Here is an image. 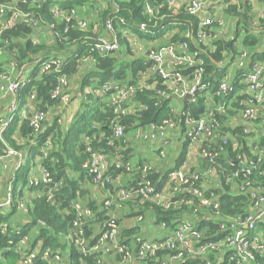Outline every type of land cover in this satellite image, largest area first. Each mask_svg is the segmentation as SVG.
Wrapping results in <instances>:
<instances>
[{
	"label": "built area",
	"instance_id": "1",
	"mask_svg": "<svg viewBox=\"0 0 264 264\" xmlns=\"http://www.w3.org/2000/svg\"><path fill=\"white\" fill-rule=\"evenodd\" d=\"M15 1L0 2V41L3 31L11 28L18 20L38 26L37 20L28 12L20 10ZM107 1L112 2L111 12L116 11L117 5L114 0H105L104 3ZM214 1L218 0H184L183 2L181 0H167L168 6L174 13L184 7L189 14L196 16L198 18L196 29L193 32L187 26L181 32L178 27L179 22H170L172 27L168 28L161 36L152 39L130 30L122 16L111 13L102 20L100 13H98L102 6L99 4V0L95 2L96 11L90 14L78 7L63 9L57 5L53 6L52 14L57 21L70 23L75 20L79 28L85 31L88 30L89 25H92L91 32L95 38L91 40L89 37L88 40L91 41L89 43L87 40L86 43L90 44L91 49L98 54H120L124 46L123 40H125L128 49L131 51V56H142L150 62L148 68L137 72L134 83L125 84L113 78L104 81L95 79L88 88L83 90L84 94L99 97L101 102L110 108L112 112L110 128L113 138H125L128 141L131 139L125 135V126L122 120L127 114L134 112L136 106L146 108L144 103L135 102L134 96L137 91L153 90L156 103L169 97L172 101L170 111L175 113L186 95L190 96L186 98L187 100H193L199 91L212 90L203 80L205 59L197 43H208L219 37L215 25L220 26L222 21L213 11ZM251 1L259 5L258 0ZM157 7L150 5L147 1L144 3L143 10L149 16L148 21L158 14ZM163 16L164 14L160 15L161 18ZM260 17H264L263 5L262 8L258 7L252 15L251 23L258 25ZM40 19L45 26L47 25V30L54 40L61 38L53 22L47 24L42 18ZM144 25L142 23L140 29H143ZM67 27L68 25L64 31L67 30ZM99 31L100 33H98ZM145 31L149 34L155 33V31L148 29ZM176 33L179 34V38H185L172 40L171 36ZM34 38H38L40 41L36 32ZM246 57L249 61L248 54L243 47L240 53L236 55L235 60L232 61L236 70L240 69L241 73L244 71L240 80L244 86L238 91V94L246 96L241 110L233 118L232 123L241 125V136L249 147L250 156L241 157L240 152H237L235 162L241 168L233 169L229 175L224 177L230 185L231 191L249 194L250 205L248 210L250 212L245 217L238 216L235 219H225L218 212L219 193L216 190L217 184L211 188L203 186L207 179H219L216 174L217 168L213 164L216 162V158H220L225 152V144L230 143L234 150L239 148L236 137L230 134L220 136L218 133L215 112L225 113V103L210 106L211 103L209 102L204 116L197 119L187 117L185 133L190 137V142L186 158L178 168L167 173L166 180L159 191L155 190L156 183L147 176L151 170L159 171L155 170L144 159L133 160V151L132 153L130 151L132 145L119 144L116 149L111 150L110 154H105L91 144L89 135L82 137L81 143L88 154L82 167L90 183L101 185L104 192L103 198L97 200L101 206L96 210H92L77 200L71 202V210L74 216L70 221V228L73 231L70 242L75 244L79 252L83 255L99 253V260L102 262L101 255H108L113 258V264H186L190 259H196V264H254L256 253L264 256V170L260 169L259 174L254 172L255 174L252 175L254 169L260 168L264 161L262 158L263 147H260L259 143L260 137H264V64L254 62L245 69V64H249ZM64 61V57L50 55L33 62L29 72L31 74L35 71V74L38 75L48 71L57 72L56 84L50 92V97L55 100L53 106L57 108L53 116L60 113V107L68 103L71 98L67 91L68 76L62 72ZM84 61L93 63L91 57ZM30 74L26 77L19 73L11 78L7 72L0 71V98L6 94L12 97L8 114L0 118V138H2L4 130L18 110V102L16 101L18 88L28 82ZM232 80L233 77L225 73L214 91L216 95L229 94L233 90ZM84 94L82 100L85 99ZM27 101H30V105L36 104L35 90L28 93ZM23 107L24 105L17 114L21 119L29 117L34 133L38 134L44 129L45 122L48 120L47 110L42 111L36 107L29 115H26ZM53 116L49 122L53 121ZM57 121L61 127L62 117H58ZM168 131L171 133L177 131L178 133V127L171 116L163 119L160 124L150 123L146 126L136 127L133 138L150 141L149 144L159 140L161 146L156 148V154L161 158L165 156L163 147L170 142ZM237 136L240 137L239 134ZM215 137L221 138L220 144L206 143L208 139L212 140ZM110 140L109 143L112 144ZM30 142H34V138H31ZM124 142L127 141L124 140ZM53 147L52 138L48 136L40 147V159L47 158ZM6 150L8 153L17 155L18 161L5 184V195L0 199V210L3 211L9 210L14 204L15 180L22 172L27 158V154L19 150H14L8 146ZM125 150H129V156L123 155L122 152ZM204 159L209 162V166L205 168L202 166ZM111 166H113V171H118L117 174L110 171ZM240 172L241 179L238 182L236 178ZM123 175L128 176L129 179H134V182L128 187L122 186L120 182L124 180ZM52 183L50 171L40 164L38 173L34 171L28 175L25 190L28 193H34L35 197L45 194L51 200L54 191L61 186L62 180ZM40 185L48 186V188L39 191L36 188ZM178 194L185 196L176 202L173 201ZM146 202L163 208H169L172 204L177 206L182 204L187 209H191L193 217L187 219L183 218V215H178L173 219V225H168L165 221L156 220L151 205L143 208ZM29 203H31V199L20 200L17 209L26 214ZM205 205H212L213 213L198 215V212L207 208ZM130 206L132 215L126 219L128 222L123 224L122 219L124 217L121 216L129 213ZM139 207L142 209H138ZM99 210H107L108 219L104 220L97 234L91 233L89 241L84 234V229L89 220L95 217L94 213L97 214ZM117 218L120 220H116ZM202 219L213 220L219 225L223 235L218 239H212L209 236L205 238L206 228L198 229L195 224ZM147 222L150 226L156 227V234L151 235L144 232ZM43 225L42 221H38L35 227ZM129 227H137V231L130 236H122V228ZM1 230H6L5 224H2ZM19 231L20 228L16 227L15 233H19ZM29 240H33L29 234H22L17 240L15 251L21 253V258L17 264H32L39 254L40 258L49 264H67L65 263L67 259L61 254V251L50 248L42 250L41 241H37L33 246H28Z\"/></svg>",
	"mask_w": 264,
	"mask_h": 264
},
{
	"label": "trees",
	"instance_id": "2",
	"mask_svg": "<svg viewBox=\"0 0 264 264\" xmlns=\"http://www.w3.org/2000/svg\"><path fill=\"white\" fill-rule=\"evenodd\" d=\"M11 1L0 0V2L6 3ZM146 1L150 5L158 6L156 8L158 11V14H156V17L158 16L157 19L155 17L148 21L149 16L143 10ZM222 1L226 3L224 7L225 12L235 18L232 36L228 38L217 37L208 43H197L205 59L203 80L212 90L199 91L193 100H183L180 108L175 113L170 111L172 101L169 97L156 103L153 97L155 93L153 90L143 89L137 91L134 96L135 102L144 103L146 108H138L136 106L135 111L127 114L123 118L122 123L125 126V133L128 130H134L138 126H146L150 123L160 124L163 119L170 116L177 125L180 148L171 163L172 165L161 172L151 170L147 175L151 181L156 183L155 190L159 191L166 180L167 173L178 168L186 158L190 142V137L185 133L187 129V117L192 119L202 117L207 112L209 102L211 103L210 106L224 102L226 106L225 113L215 112V119L218 122V133L220 136L230 134L236 137L239 142V148L234 150L230 143L227 142L225 144V152L220 158H216V162L213 165L217 168L216 174L220 179V186L216 188L219 193L218 212L225 219H235L238 216L245 217L250 212L248 210L250 205L249 194L241 191H231L230 185L225 180V177L233 169L241 168L235 162L237 152H240L241 157L250 156L249 147L241 136V125H234L232 123L233 118L237 116L243 106V100L246 98L245 95L238 94V91L244 86L240 82L244 71L242 73L240 69L236 71L232 80L233 90L229 94L220 96L216 95L214 91L233 59L235 60L236 55L240 53L241 47H244L250 56L249 64L245 67L246 69L254 62L264 64V17L258 19V25H253L248 12V0H238L237 3H232L231 0ZM25 2L23 0H16L15 4L20 10L28 12L33 16L37 20L38 26L36 27V25L33 26V24H27L24 21L18 20L11 28L3 31L0 41V47L3 49L2 53L7 56V60H9V57L12 59L13 65L16 64L15 67H20L32 61L35 62L38 59H44L50 55H57L64 48L67 52H70L68 53L69 55L64 56L65 61L62 66V72L67 76H75L79 72V69L84 68L85 70L80 77L81 94H84L83 90L88 88L95 79L104 81L113 78L125 84L134 83L137 72L144 71L150 65V62L142 56H130L131 51L128 49V44L125 40H123L124 46L120 54L100 55L91 49L90 44L86 43L89 37H91V40L95 38L91 32L92 25H89L88 30L85 31L79 28L75 20L65 23L64 21H57L53 17L52 8L55 5L63 9L78 7L79 9H84L85 13H94L96 11V0H25ZM114 2L117 5V10L114 12H111L113 8L112 2L107 1V3L103 4V9L100 11L102 20L111 13L122 16L130 30L146 38L152 39L161 36L168 28L172 27L170 22H179L180 25L178 27L181 32L187 26L194 32L198 23V18L189 14L184 7H181L178 12L174 13L168 6L167 0H114ZM258 2L264 6V0H258ZM161 14H164L162 18L160 17ZM40 18H44L50 23L53 22L61 38H56L49 45L45 41H39L38 38L35 39L36 29L44 25ZM142 23L145 25L143 29H140ZM67 25V30L64 31ZM145 29L155 31V33L149 34ZM184 38H179L178 33L171 36L172 40H182ZM91 40H88L89 43ZM71 42H73L72 45L75 48L70 49V46L67 47V44ZM260 46H262L261 49H258ZM88 57L93 59V63L84 62ZM224 59L226 62L223 64L222 61ZM1 70L2 68H0ZM35 73L33 71L28 77V82L18 88L16 97L18 110L8 123L2 134V138H0V152L6 149L8 145L27 152L25 166L23 171L19 173L24 178V184L19 189L17 186V176L13 189V206L9 210H0V264H17L21 258V253L15 251L16 242L22 234L30 235L29 230L38 221H42L44 225L36 226V235L33 236V240H29L28 246H33L37 241H41L42 250L50 248L51 250L61 251V254L67 259L65 262L67 264H104L99 260V253L83 255L78 251L75 244L70 242L71 232H73L70 228V221L74 216L71 210V202L75 200L80 201V197L77 198L76 195L82 196V193H84V190L80 189L79 181L84 178L89 180L82 167L88 154L81 141L84 135H89L91 137V144L94 147L105 154H110L111 150L116 149L117 145L124 144L125 138H113L110 128L112 112L110 108L101 102L99 97H93L91 94H84L85 99L82 100L80 109L73 115L65 128L60 127L57 116H55L51 124H45L44 129L35 134L33 127L30 125L29 117L21 119L17 113L25 104L27 95L32 90L36 92V107L38 109L45 111L55 103V100L50 97V92L56 84L57 72L48 71L41 75ZM48 136H51L54 147L48 157L41 160L40 147ZM31 138H34V142H30ZM108 139H112L110 140L112 144L109 143ZM260 140L259 143L260 147H263L262 158L264 160V137H260ZM221 141L220 137H215L212 140L208 139L206 143L220 144ZM122 153L124 156H129V150H125ZM35 160H38L41 165L48 168L53 183L54 181L62 180V184L54 191V196L51 200L45 194L40 197H32L31 203L27 207L28 211L25 214L27 215L28 223L23 224L24 226H18L15 225L16 222L13 220L12 215L17 210L18 202L24 199L27 177L30 174L32 166L35 164ZM218 160L221 165L218 163ZM202 166L203 168L208 167L209 162L205 159L202 160ZM260 169L264 170V161L260 168L254 169L252 175L255 173L259 174ZM110 171L113 174L118 173V171H113V166L110 167ZM69 173L74 175L71 177ZM123 179L125 181L120 182V184L124 187H128L134 182V179H129L126 175H123ZM236 179L240 182L241 172ZM47 188L48 186L40 185L36 189L43 191ZM183 196L185 195L178 194L173 201L176 202ZM83 203L92 210H96L101 206L95 199ZM150 205L155 212L156 220L165 221L168 225H173V219L178 215H183V218H185V213L192 215L191 209H187L182 204L179 206L172 204L169 208H163L146 202L143 208ZM205 206L207 208L198 212V215L202 216L213 213L212 205ZM138 209L142 208L139 207ZM131 210L130 206L129 213L121 217L130 218L132 215L130 213ZM107 213V210H99L97 214L94 213L95 217L89 220L84 229V234L88 239L91 233L97 234L100 230L104 220L108 219ZM116 220L119 221L120 219L117 218ZM2 224L6 225L5 231L1 230ZM195 224L198 229L206 228L205 238L209 236V238L218 239L223 235V231H220L219 225L213 222V220L202 219L195 222ZM16 227L20 228L19 233H15ZM136 231L137 227L122 228L121 235L130 236ZM67 241L68 247L66 245ZM196 261V259H190L186 264H196ZM32 264L49 263L40 258L39 254L35 257ZM254 264H264V256L256 253Z\"/></svg>",
	"mask_w": 264,
	"mask_h": 264
},
{
	"label": "crops",
	"instance_id": "3",
	"mask_svg": "<svg viewBox=\"0 0 264 264\" xmlns=\"http://www.w3.org/2000/svg\"><path fill=\"white\" fill-rule=\"evenodd\" d=\"M184 0H181V2H183ZM249 1V7H248V12L249 15L252 18V15L255 13V11L257 10V8H262V4L253 2L251 0ZM232 3H237L238 0H231ZM183 4V3H182ZM215 5V6H214ZM214 5H213V11L215 13V15L217 17L220 18V20L222 21V24L219 25H215V30L216 33L218 34L219 37H223V38H228L232 36V31L234 28V21L235 18L233 16H231L230 14H228L227 12H225L224 7L226 5V3H224V1L222 0H218V1H214ZM102 9V8H101ZM100 9V10H101ZM36 33H38V37L40 39V41H45V43L47 45L52 44L54 42V39L52 36H50L48 30L46 31H38L36 29ZM73 42L68 43L67 47L70 46V49L75 48V46L72 45ZM214 47V46H212ZM262 46H260L258 49H261ZM66 48V47H65ZM243 48V47H241ZM3 49L0 50V67L2 68V70L4 72H7L11 78H14L15 76H17L19 73L22 76H28L32 69V64L33 61L27 64H24L20 67H15V65L12 64V61L7 60V56L2 53ZM70 52V51H69ZM64 48L62 52H58L57 56H61L64 57L66 55H69ZM250 56L248 55V58ZM247 59V57H246ZM87 62V61H84ZM226 62V60H223V64ZM247 62L248 59H247ZM264 63V62H263ZM248 64H245V67H247ZM22 67V69H21ZM21 69V70H20ZM246 69V68H245ZM84 68L79 69V72L73 76H68V87H67V91L70 93V101L68 103H66L65 105H62L60 108V113L63 117L67 116V119L63 121V123L61 124V128H65L68 124V122L71 120V118L73 117V115L77 112L78 109H80L81 107V102H82V98H83V94H81V89H80V77L82 76L83 72H84ZM236 69L233 65V63H231V65L228 67V69L226 70V74H228L230 77H234L235 73H236ZM12 101V97L8 94L4 95L3 97L0 98V118L6 116L8 114L9 111V106L11 104ZM37 104H32L30 105V101L25 102L23 110L25 111L26 115H29L31 113L32 110H34L36 108ZM57 111V108H55L53 105H51L48 109H47V113H48V120L45 122V124L47 123H51L49 122L50 119H52L53 114H55V112ZM169 135V141L167 143V146L163 147L165 150V156L164 157H158L156 154V148L158 149L161 146V142L159 140H157L154 143L151 144H144V149L146 151V155L139 153L136 151V148L132 145V147L130 148V151L132 153V149L133 152L139 156L138 159H144L145 162L150 163L153 168H155V170H158L159 172L165 170L174 160V158L176 157L177 151L180 148V142L178 139V133L177 131L171 133V131H168L167 133ZM127 142H124V144H134L132 143V140L129 139V141L127 139H125ZM9 148H12L14 150H19L21 152H23L24 154L27 152L25 150L22 149H15L12 146H9ZM17 155L8 153V150L4 149L2 152H0V199L5 195V184L8 180V177L11 175L16 163H17ZM39 161L35 160V164L32 166L31 169L36 168V172L38 173L39 171ZM74 175V174H73ZM72 173H69V176H73ZM75 177V176H74ZM82 180V181H81ZM79 181V185H80V189L84 190V193H82V196L76 195V197H80V201L82 202H88L92 199L98 200L99 198H103V192H104V188L101 185H93L90 183V181L88 179H81ZM125 180H123L124 182ZM220 181L218 178L215 179H207L204 181L203 186L205 188H211L214 185L217 184V186L219 185ZM19 187V186H18ZM79 194V193H78ZM34 196V193H28L26 190L24 191V199H31ZM150 212V211H149ZM13 216V220L16 222L15 225L18 226H22L25 223H28L27 220V215H25V213H23L21 210L17 209L16 212L12 215ZM193 217L192 215H188L185 214V218H190ZM127 218L122 219L123 220V224H125L126 222H128V220H126ZM148 221H150V219L148 218ZM24 226V225H23ZM32 228V227H31ZM30 231V235L33 237L36 235V231H37V227L33 226L32 229L29 230ZM156 227L155 226H150L147 222V225L145 226L144 232H148L149 234L153 235L156 234ZM101 258L104 262V264H113V258L108 256V255H101Z\"/></svg>",
	"mask_w": 264,
	"mask_h": 264
},
{
	"label": "rangeland",
	"instance_id": "4",
	"mask_svg": "<svg viewBox=\"0 0 264 264\" xmlns=\"http://www.w3.org/2000/svg\"><path fill=\"white\" fill-rule=\"evenodd\" d=\"M104 2H105V0H99V4L102 5V6H101L102 9H103V4H104ZM102 9H101V10H102ZM101 10H99V13H100ZM42 20H43L44 22L48 23V21H46L44 18H42ZM63 28H64V27H63ZM47 29H48V28H47V25H46V26L41 25V26H39V28H38L37 30L40 32V31H42V30H43V31H46ZM98 33H100V31H99ZM129 55L131 56L132 54L130 53ZM9 60L12 61V59H11L10 57H9ZM17 67H18V66H17ZM56 115H57V118L61 116L62 119H63V121L67 119V116H66V117H63V116L61 115V113H56ZM56 115H55V116H56ZM55 116H53V117H55ZM133 133H134V130H128V131L125 133V135H126L127 137H130V138H131L132 143H134V144H131V145H133V146L136 148V151H137V152L146 155V151H145V149H144V144H147V143H149L150 141H142V140L134 139V138H133ZM138 158H139V156H137V155L133 152V154H132V159H133V160H137ZM35 170H36V168H33V169L30 171V174H32ZM22 171H23V168H22ZM23 181H24V178H23V176H21V174H20V175L18 176L17 186H21L22 183H23ZM66 245H67V247H68V241H67Z\"/></svg>",
	"mask_w": 264,
	"mask_h": 264
},
{
	"label": "water",
	"instance_id": "5",
	"mask_svg": "<svg viewBox=\"0 0 264 264\" xmlns=\"http://www.w3.org/2000/svg\"><path fill=\"white\" fill-rule=\"evenodd\" d=\"M190 96L189 95H186V97L184 98V100L186 99V98H189Z\"/></svg>",
	"mask_w": 264,
	"mask_h": 264
}]
</instances>
